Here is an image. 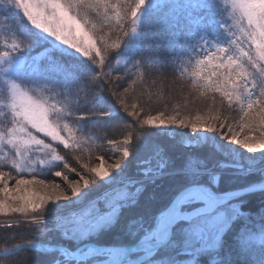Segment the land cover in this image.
<instances>
[{
  "label": "snow or ice",
  "instance_id": "1",
  "mask_svg": "<svg viewBox=\"0 0 264 264\" xmlns=\"http://www.w3.org/2000/svg\"><path fill=\"white\" fill-rule=\"evenodd\" d=\"M158 6L0 0V230L32 234L6 237L0 264H264V0L176 5L167 55L194 116L144 110Z\"/></svg>",
  "mask_w": 264,
  "mask_h": 264
},
{
  "label": "trees",
  "instance_id": "2",
  "mask_svg": "<svg viewBox=\"0 0 264 264\" xmlns=\"http://www.w3.org/2000/svg\"><path fill=\"white\" fill-rule=\"evenodd\" d=\"M189 0H158L159 6L153 11L152 18L150 21V26L145 29V43L146 46H150L156 49L161 56L164 57V75L153 74L152 79L156 80V86L152 89L153 92L159 91L160 96H153L151 103V110L145 106V112L150 114H157L159 111H164L165 115L172 114L176 104H181L180 114L183 115H195V110L200 109L206 113L205 104L200 103L199 101L195 103H189L187 107L183 106V100L180 97L181 90L183 91L184 97L188 96V86L187 80L188 77L178 79L176 73L173 71V61L168 58L167 50L169 47V39L174 31H176V24L180 22L181 25L186 19V13L177 8L176 5L180 3L187 4ZM2 41V37H0ZM173 81V82H171ZM176 84H175V83ZM176 88V90H175ZM174 89V90H171ZM162 96V97H161ZM143 103V101H142ZM210 104V101L208 102ZM219 106V105H217ZM236 116L235 112L225 109L222 112V115ZM107 146L104 145L100 148L95 149L96 156H104V152ZM105 161H109L107 156H104ZM97 163V160L92 161V166ZM75 166V164H73ZM251 205L257 207L261 200V197L258 194L250 197ZM0 220H5L4 217H0ZM258 227V223L255 224ZM17 230H9L4 232L0 230V247L11 246V244L5 245L3 240L6 237L12 236L13 234H18L19 239L15 240L16 243H21L23 240L31 238V233L27 231L26 228ZM45 240H51L53 243L59 242L56 238L47 236ZM49 257L33 252V253H24L16 257L14 261L9 262V264H41V262L46 261Z\"/></svg>",
  "mask_w": 264,
  "mask_h": 264
},
{
  "label": "rangeland",
  "instance_id": "3",
  "mask_svg": "<svg viewBox=\"0 0 264 264\" xmlns=\"http://www.w3.org/2000/svg\"><path fill=\"white\" fill-rule=\"evenodd\" d=\"M171 82H173V81H171ZM175 83V82H174ZM176 84V83H175ZM171 90H174V89H171ZM175 90H176V88H175ZM162 97V96H161ZM230 117H233V115L231 114V115H229ZM113 161L112 160H109V161H106V163H104V167L105 168H107L108 167V165L109 164H111ZM98 163H100V161H98L97 160V163H95L94 164V166H96ZM15 184V181L13 180V181H10V187H12L13 185ZM22 188H24V187H26V186H21ZM27 187H32V186H27ZM3 222V220H0V223H2ZM23 227V226H22ZM21 229V228H20ZM22 229H24V228H22ZM13 230H17V229H13ZM52 235V237H54V238H56L57 240H58V237L56 236V234L55 233H50L49 234V236H51Z\"/></svg>",
  "mask_w": 264,
  "mask_h": 264
}]
</instances>
